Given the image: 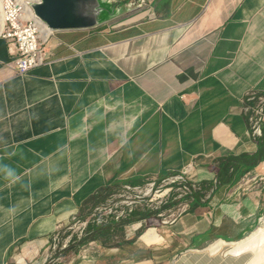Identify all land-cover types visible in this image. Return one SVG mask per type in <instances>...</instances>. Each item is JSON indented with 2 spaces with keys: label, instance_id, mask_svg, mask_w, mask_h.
<instances>
[{
  "label": "crops",
  "instance_id": "1",
  "mask_svg": "<svg viewBox=\"0 0 264 264\" xmlns=\"http://www.w3.org/2000/svg\"><path fill=\"white\" fill-rule=\"evenodd\" d=\"M111 3L98 26L55 31L49 63L25 74L0 39V264H37L117 195L185 169L201 200L142 235L112 219L56 264H177L246 239L264 215V162L234 183L218 170L258 150L264 0Z\"/></svg>",
  "mask_w": 264,
  "mask_h": 264
},
{
  "label": "rangeland",
  "instance_id": "2",
  "mask_svg": "<svg viewBox=\"0 0 264 264\" xmlns=\"http://www.w3.org/2000/svg\"><path fill=\"white\" fill-rule=\"evenodd\" d=\"M22 1L23 0H18V2L21 5H22ZM120 1L125 2V4L127 5L130 4V6L135 7L138 6L140 3L143 4L144 2H148L150 0H120ZM259 106L264 108V102L260 103ZM219 172L213 177V179L219 175ZM177 175L185 177L184 173L183 174L179 173ZM162 178H160L156 182H153V183H157L158 186H156L153 192L148 196H143L142 193H138L137 195L134 196H124V197L117 195L116 198L112 200V202L107 203L104 207L101 206L99 208V211L94 212L95 216L93 215L92 220H89L85 223L84 220L77 228L75 226H72L71 229L67 230V232L64 235H62V237L60 238V242L54 248L48 250V252L45 253L46 255L42 256L40 261L38 260L39 262H37V264H56V263H64L68 259L70 260L72 256L74 257V254L76 252L74 249H77V247L80 245L81 239H83L85 236L89 235L93 231L92 228L89 229L88 227L93 224L100 223V221H102L108 214L111 215L106 217V219L102 223H106L108 221H111L112 219H117L116 217H121L118 220L124 221L125 218L123 217H127L128 221H126L125 225L128 227H132L133 224L138 223V221H135L136 219H131V217L132 218L137 217L141 214L140 218L141 220H143V222H141L142 227L138 229L136 233L142 235L146 230L150 228H156L157 225L165 221L166 220L165 216L167 214H171L172 212H175L177 210L176 209L175 211H170L169 209L172 208L164 207L166 204H168L170 201L176 202L178 199H181L191 194L192 192L197 191L199 187L202 185L201 184L199 186H195L192 188H188V187L185 188V184L187 183V182L185 183L184 181V179L186 180L185 177L184 179L182 180L180 179L176 183L159 187L162 186L161 183H159ZM188 182L191 185L192 179L188 178ZM156 191H158V196ZM171 192L173 193L171 194ZM129 195H131V193H129ZM181 208L183 209V207ZM123 211H124L123 214L120 215L118 214ZM114 214H118V215H114ZM142 215H146V216L142 217ZM261 227H264V215L260 219L259 224L254 230V232ZM215 242L217 241H213L211 244ZM70 245L72 246L75 245L74 246L75 248L69 249ZM227 249H229L228 246L224 247V251H226ZM196 250L197 249L193 251L180 253L177 257V264H248L249 260L252 258L251 253L244 254L242 259L241 258L238 259L229 254L228 255L224 254V251L217 253L216 255L215 254L211 255L208 251H205V249L199 250L198 252H196Z\"/></svg>",
  "mask_w": 264,
  "mask_h": 264
},
{
  "label": "built area",
  "instance_id": "3",
  "mask_svg": "<svg viewBox=\"0 0 264 264\" xmlns=\"http://www.w3.org/2000/svg\"><path fill=\"white\" fill-rule=\"evenodd\" d=\"M1 7H2V12H3V17H4L3 18L4 25L0 27V39L7 41L10 47H12L15 50L14 59L12 62L14 70L18 74H25L37 67L48 64L49 60H48V56L46 52V46H47L50 36L54 32L47 26V24H45L43 21L35 17V15L32 12L30 13L29 11L23 9L17 0H3ZM50 30H51V34H50ZM261 101H262L261 103H263L264 99ZM263 112H264V108L260 106H258L256 109L253 110L252 115L249 119L250 126L248 129V132L250 129L256 127L259 124V120ZM263 133H264V130L261 131L260 134L255 136L253 139L261 137ZM242 155L243 154H241L240 156ZM215 163H218V162L216 161ZM228 163H219L218 170H221L222 166ZM189 168H195V167L191 166ZM201 168H204V167H201ZM205 168H208V167H205ZM185 170L181 171L180 173L181 174L184 173L185 174L184 176L186 177ZM185 177L178 176V175L163 177L161 181L159 182L161 183L162 186H159V187H163L165 185L176 183L177 181H179L180 179L182 180ZM184 181L186 183L185 179ZM199 185H196V186H199ZM151 186L156 187L158 185L157 183H148L145 187L138 189L136 192L131 193V195L129 196L137 195L138 193H142L145 190L147 191L150 189ZM172 193L173 192H171V194ZM124 196H127V195H122L121 197H124ZM157 196H158V193H157ZM112 200L113 199H111L109 202H112ZM104 206L105 205H103L102 207ZM97 211H99V209ZM123 213L124 211L118 214L120 215ZM118 214H114V215H118ZM93 215L95 216V214L92 213L87 219H85L84 223L89 220H92ZM109 215L111 214H108L106 217H108ZM106 217L102 221H100V223H97V224H101L106 219ZM116 218L120 219L121 217H116ZM123 218H125V221H128L127 217H123ZM166 222L167 221H163L164 224ZM80 224L81 222L77 223L75 227L77 228ZM138 224H139V227L136 228V230L142 227L141 225L142 223H138Z\"/></svg>",
  "mask_w": 264,
  "mask_h": 264
},
{
  "label": "water",
  "instance_id": "4",
  "mask_svg": "<svg viewBox=\"0 0 264 264\" xmlns=\"http://www.w3.org/2000/svg\"><path fill=\"white\" fill-rule=\"evenodd\" d=\"M30 7L53 32L94 28L116 15L111 0H39Z\"/></svg>",
  "mask_w": 264,
  "mask_h": 264
},
{
  "label": "bare ground",
  "instance_id": "5",
  "mask_svg": "<svg viewBox=\"0 0 264 264\" xmlns=\"http://www.w3.org/2000/svg\"><path fill=\"white\" fill-rule=\"evenodd\" d=\"M18 1V0H17ZM39 0H23L21 7L30 13H33V10L30 7V3L37 2ZM2 0H0V27L4 25V17L2 12ZM34 14V13H33ZM51 34V30H50ZM52 36V35H51ZM50 36V37H51ZM50 39V38H49ZM264 130V112L261 115V118L259 120V124L251 129V134L253 137L260 134L261 131ZM186 184L185 188H192L195 186L194 184H191L188 182V178L186 177ZM154 186L150 187L149 190H145L142 192L143 196L150 195L153 190ZM158 193V191H156ZM132 227L138 228V225H133ZM228 246L229 249L224 251V247ZM205 251H208L211 255H216L217 253H220L224 251V254L231 255L234 257L241 256L247 253L252 254V258L249 260L248 264H264V227L258 228L254 233H252L250 236L246 237V239L241 240L239 242H226L223 240H219L215 243H213L211 246L205 249ZM198 252V251H196Z\"/></svg>",
  "mask_w": 264,
  "mask_h": 264
},
{
  "label": "trees",
  "instance_id": "6",
  "mask_svg": "<svg viewBox=\"0 0 264 264\" xmlns=\"http://www.w3.org/2000/svg\"><path fill=\"white\" fill-rule=\"evenodd\" d=\"M256 143L258 145V150L257 152H255L252 155H242L238 158H235L233 161L229 162L228 164H225L222 166V170L227 168V169H233L232 171V177L230 179L231 183H234L235 181L239 180L246 172L253 170L255 167H257L260 163L264 162V133L263 135L256 139ZM238 166V167H236ZM236 167V168H235ZM221 172V171H220ZM201 198H203V193L201 191H194L191 194L178 199L176 202H169L168 204H166L164 207H169V208H176L177 205L181 202L184 201H189L191 199H194L196 201L201 200ZM121 222H123V224L126 223V221L124 220H120ZM101 224H93L91 226H89V229L92 228V230H96L97 227H99ZM70 245L69 249H74L75 245L72 246ZM76 250V249H74Z\"/></svg>",
  "mask_w": 264,
  "mask_h": 264
},
{
  "label": "clouds",
  "instance_id": "7",
  "mask_svg": "<svg viewBox=\"0 0 264 264\" xmlns=\"http://www.w3.org/2000/svg\"><path fill=\"white\" fill-rule=\"evenodd\" d=\"M4 171L7 173L8 176H13L14 175L13 171L11 169L7 168V167H5Z\"/></svg>",
  "mask_w": 264,
  "mask_h": 264
}]
</instances>
